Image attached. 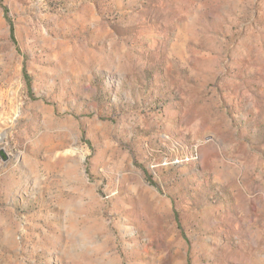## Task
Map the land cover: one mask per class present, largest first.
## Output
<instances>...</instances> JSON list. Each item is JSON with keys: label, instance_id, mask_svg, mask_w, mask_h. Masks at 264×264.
<instances>
[{"label": "rangeland", "instance_id": "rangeland-1", "mask_svg": "<svg viewBox=\"0 0 264 264\" xmlns=\"http://www.w3.org/2000/svg\"><path fill=\"white\" fill-rule=\"evenodd\" d=\"M0 264H264V0H0Z\"/></svg>", "mask_w": 264, "mask_h": 264}]
</instances>
